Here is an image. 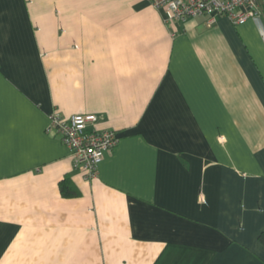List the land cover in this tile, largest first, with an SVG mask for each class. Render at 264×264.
Listing matches in <instances>:
<instances>
[{
    "label": "crops",
    "instance_id": "obj_1",
    "mask_svg": "<svg viewBox=\"0 0 264 264\" xmlns=\"http://www.w3.org/2000/svg\"><path fill=\"white\" fill-rule=\"evenodd\" d=\"M166 17L0 0V264H264V12ZM53 112L117 132L96 176Z\"/></svg>",
    "mask_w": 264,
    "mask_h": 264
},
{
    "label": "built area",
    "instance_id": "obj_2",
    "mask_svg": "<svg viewBox=\"0 0 264 264\" xmlns=\"http://www.w3.org/2000/svg\"><path fill=\"white\" fill-rule=\"evenodd\" d=\"M154 6L164 11L170 23L197 16L208 17L214 23L227 17L233 24L258 19L264 12V0H153ZM100 116L95 113H78L68 117L53 112L46 128L57 134L68 147L74 169L86 178L97 174V166L108 151L115 148L119 137L113 129H98Z\"/></svg>",
    "mask_w": 264,
    "mask_h": 264
},
{
    "label": "trees",
    "instance_id": "obj_3",
    "mask_svg": "<svg viewBox=\"0 0 264 264\" xmlns=\"http://www.w3.org/2000/svg\"><path fill=\"white\" fill-rule=\"evenodd\" d=\"M67 188L69 189V184L67 186ZM70 190H66L65 192H69ZM260 239L264 242V232L260 235Z\"/></svg>",
    "mask_w": 264,
    "mask_h": 264
}]
</instances>
